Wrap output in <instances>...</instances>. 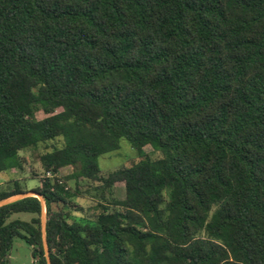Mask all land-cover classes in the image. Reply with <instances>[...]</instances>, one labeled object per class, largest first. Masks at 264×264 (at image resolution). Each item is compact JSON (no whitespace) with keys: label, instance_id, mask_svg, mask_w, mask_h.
Here are the masks:
<instances>
[{"label":"trees","instance_id":"obj_1","mask_svg":"<svg viewBox=\"0 0 264 264\" xmlns=\"http://www.w3.org/2000/svg\"><path fill=\"white\" fill-rule=\"evenodd\" d=\"M22 150L44 177L0 200L42 196L49 264H264V0H0V173ZM42 210L0 205V264L15 237L48 264Z\"/></svg>","mask_w":264,"mask_h":264},{"label":"rangeland","instance_id":"obj_2","mask_svg":"<svg viewBox=\"0 0 264 264\" xmlns=\"http://www.w3.org/2000/svg\"><path fill=\"white\" fill-rule=\"evenodd\" d=\"M44 115L45 114L41 110H38L36 112L37 117H42ZM51 143L59 146L61 144V140L55 139L53 141H48L46 145H39V151L43 150L44 145L48 147L51 146ZM143 150L152 156L157 154L149 144L145 145L143 147ZM36 154L31 153L30 150L20 151V155L24 157L22 169H11L8 172L0 173V183L3 184L13 178H17L28 189L39 185L40 180L44 177V171L39 161L36 159ZM138 159L139 154L137 150L131 147L125 139H121L119 148L114 151L101 154L97 159V163L100 170L104 173L107 171H111L122 164H130L131 162L137 161ZM69 171L70 169L68 167L61 168L59 174L66 175L69 173ZM46 175H48V173H46ZM69 185H72V182H70ZM114 195L118 198H121L123 196L122 182L115 183ZM95 202L96 201L91 194L84 192L83 194L74 197V201L71 204V210L74 214L89 215L92 211L89 207L93 206ZM60 207V204H52L53 209H58ZM45 212V207H43V221H45ZM31 216L32 214L30 213L19 212L13 213L9 217V219L19 218L22 220H28ZM33 252L34 249L32 248V246L29 245L23 238L15 237L12 241L8 264H34L36 258L31 256Z\"/></svg>","mask_w":264,"mask_h":264},{"label":"water","instance_id":"obj_3","mask_svg":"<svg viewBox=\"0 0 264 264\" xmlns=\"http://www.w3.org/2000/svg\"><path fill=\"white\" fill-rule=\"evenodd\" d=\"M29 195H33V196L38 197L40 202H41L42 207H44V200H43L42 196L39 193L32 191V190L26 191L23 193H19V194L10 196L6 199L0 200V205L8 203V202L13 201V200H16L18 198L24 197V196H29ZM41 227H42L43 248L45 251L47 263L49 264V259H48V255H47V244H46V238H45V221L42 220V214H41ZM31 256H33V253L31 254Z\"/></svg>","mask_w":264,"mask_h":264}]
</instances>
